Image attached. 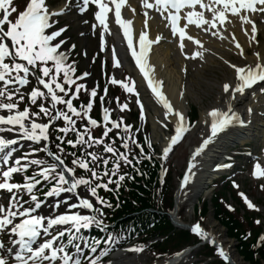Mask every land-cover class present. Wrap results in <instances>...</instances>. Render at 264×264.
Masks as SVG:
<instances>
[{
    "label": "snow or ice",
    "instance_id": "6c2138e0",
    "mask_svg": "<svg viewBox=\"0 0 264 264\" xmlns=\"http://www.w3.org/2000/svg\"><path fill=\"white\" fill-rule=\"evenodd\" d=\"M71 2L72 0H66L64 8L50 10L46 0H28L25 9L18 11L17 7L12 6L13 0H0V113H6L0 114V166H2L0 167V192L9 193L7 205L0 204V234L7 233L11 241V246H6L4 241L0 240V264H100L101 256L93 258L85 252V249L88 250V253H97V246L101 240L90 239L84 235L83 231L93 227L100 230L107 228L101 217L105 215L103 208H111L112 205L99 195V189L113 191L109 187L113 183L119 189L121 182L127 176L126 173L118 174L121 161L125 165L135 168L133 160L139 163L141 159H152L151 154H144L143 146L134 138L131 131L132 125L123 124L122 117L120 122L111 120V110L108 107L102 109L104 122L102 136L96 138L91 135L89 126L92 128L99 126L97 119L91 118L89 115L94 107V98L98 95L97 88L88 89L84 83H78L90 73L74 75L76 62L69 60V51L62 47L67 43L66 39H60L67 31V25L53 30V25L58 23L53 17L63 15ZM141 2L145 9V23L144 30L139 32L135 44L133 20L125 19L122 16V8L126 0H82L78 10L81 13L86 12L90 5L97 8L94 17L98 24L94 27H102V42H104L103 33L111 34L109 13H114L115 24L122 30L131 56L135 59L143 78L147 81L148 88L165 109V120L172 116L175 117L174 134L171 135L167 146L162 149L161 158L167 159L174 146L178 145L185 133L190 131L191 125L181 111L174 109L162 90L163 82L155 78L154 69L148 63V54L152 45L158 43L162 37L157 36L155 40L149 38L147 10L154 9L167 20L171 34L179 36V47L183 52L185 38L189 41L194 40L186 32L190 25L216 36L219 34L217 24L223 26L226 21L231 22L229 13L231 16L237 17L242 26H251L250 42L258 43L256 40L257 25L249 14L264 16V0H207V2L205 0H151V2L150 0H141ZM197 6L200 10H197ZM205 10L211 13V19L206 18ZM132 11L135 12V9ZM182 11L183 16L181 15ZM13 13H18L14 21L10 19ZM182 19L186 23L180 26ZM213 29L217 30L213 31ZM245 35H249L248 29H245ZM220 38L226 39L227 37L221 36ZM233 41L240 56L246 59L244 49L236 41L235 36H233ZM195 43L200 45L201 41L196 39ZM74 48L75 45H72V49ZM185 56L187 58V53ZM197 56L203 58V52L197 51L192 54L191 58L195 59ZM254 56L256 57L255 62L245 63L243 66L227 62L234 69V80L232 83L226 82L222 86V91L225 94V108H213L208 112V116L211 118L210 134L194 150L192 160H190L181 182V188L187 187L194 175L192 168L195 167L193 161L196 157L230 127L236 124L241 126L245 124V120L236 109L235 102L239 97H243L247 90L264 82V56H261L259 52L254 53ZM112 58L113 66L120 67L114 47L112 48ZM30 79H35L38 86L33 87L27 93V97L30 104L37 107V111H32L31 107L27 105L22 110L19 108L20 103L25 100V94L21 89L29 85ZM110 83L119 84L127 93L136 95V103L140 107L141 118H143L144 105L140 101L135 81L131 78L118 80L112 77ZM39 86H42V89ZM73 86H75L74 91ZM82 91L90 98L86 105L81 103L78 110L73 101L79 99ZM261 91L264 92V89ZM104 93L106 96L107 87L104 89ZM105 96H100L102 104ZM181 96H183L182 92ZM116 99L119 102V98ZM126 108H128L126 103L120 105L121 111ZM248 111L251 112V109ZM85 118H87V123L82 125L83 131H80L76 128V124L78 120L83 121ZM41 119H46L47 122H38ZM61 120L64 122L63 126H58V122ZM205 123L209 122L205 121ZM122 124L125 135L121 136L117 132L111 143H105L104 138H107L114 129H121ZM53 126L56 127L57 132L63 134L55 137V140L60 143L51 140L50 128ZM164 127H167L166 123ZM136 131L139 132L140 129L137 128ZM70 132L75 134V139H66ZM5 134H11V136ZM116 138L121 140V146L126 151L120 152L113 146ZM21 141L27 142L28 151L22 152L20 156H15L14 154L25 146L21 144ZM65 142L73 149L80 146L82 154L77 156L75 151L66 152L61 146ZM37 145L39 147H36ZM95 145H102L104 153L112 154L115 157L111 169L108 168L110 159L103 158L94 151H87L85 157L83 150L92 149ZM130 145L139 148L140 157L133 155L132 159L129 158L133 151ZM53 146L57 149L56 152L52 151ZM148 147H152L150 140ZM41 152L45 153L50 161L38 158V153ZM68 155L73 157L70 162L71 166L65 161ZM101 160L103 170L97 171L100 167L98 162ZM33 167L36 170L31 175H27L29 169ZM230 167L232 164L225 163L217 165L216 169ZM77 169L85 173L90 172V177L77 176ZM20 174H23L21 179L13 182L14 177ZM138 174L142 175V173ZM253 176L264 178V167L259 163L254 166ZM104 177H107V182H103ZM48 181L53 183L50 189L43 193L44 198L41 199L36 194L37 190ZM94 181L99 182L94 183ZM163 182V178H161V183ZM234 186L238 187L235 184ZM82 188L88 192L87 197L80 195ZM25 195L28 196V200L24 199ZM240 195L243 196L249 208H256L247 196L243 193ZM61 197L63 198L61 199ZM73 198H75V202H73ZM49 199L53 200L50 205L47 204ZM29 200L31 204H29ZM93 200H95V204ZM44 206L52 208L53 213L50 215L37 214ZM61 206H66L65 211L58 213ZM189 230L201 240L209 243L210 246H215L216 254L231 264L228 251L214 234L202 227L199 221L190 225ZM13 237L15 238L13 239ZM116 238L110 233L103 242L110 244ZM130 250L143 251L142 248ZM108 251L109 248H104L101 255H106Z\"/></svg>",
    "mask_w": 264,
    "mask_h": 264
},
{
    "label": "bare ground",
    "instance_id": "6f19581e",
    "mask_svg": "<svg viewBox=\"0 0 264 264\" xmlns=\"http://www.w3.org/2000/svg\"><path fill=\"white\" fill-rule=\"evenodd\" d=\"M141 3V11L143 12L145 9L143 8L141 0H139ZM151 2V1H150ZM66 3V0L63 1V4L59 7H56L55 9H61L64 7ZM82 3V0H76L74 2H71L69 4V9L65 12V17L68 18V20L71 22L73 26H76V28L79 29H89L90 25H87L86 18H83L82 16H79L78 12H74V8H77ZM126 3L128 5L126 6V12L129 15V18L133 20V35L135 38H138V34L140 31L143 30V25L145 23V18L140 15L137 12V8L135 7L136 3L135 0H126ZM54 9V10H55ZM135 9V12L132 10ZM149 13V19H148V25H150L149 32H154L155 34H159L162 36V39L157 43L156 47H154L151 50V53L148 54V63L153 67L154 69V75L157 80H160L163 82L162 90L169 99V101L172 103L174 109H177L181 111L184 116L187 119L188 112L186 111V94L188 92V87L190 86L191 82L198 83V79H200L204 72L206 71V68L212 67L214 63L216 64H225L228 65V73L224 72L223 76H226L224 80H220V78H217L218 82V91L213 96V101L211 105L204 108L203 111L200 114V121L204 124L205 121L210 122L211 118L208 116V112L213 108H225L224 103V96L225 94L222 91V86L224 83H232L234 80V69L229 66L230 62L232 64H236L237 66H243L245 63H253L255 62L256 57L254 56V53L259 52L261 56H264V35L263 40L261 41V46L257 47L250 42V25H243L241 24V21L234 16H231L229 13V22H225L223 26L217 24V28L219 29V34L216 36H213L211 32H206L203 29H198L194 25H190L186 32L188 35H191L194 40L189 41L187 38H185V48L183 52L181 51L179 47V36H173L171 34L170 27H166L165 19L160 16L159 13H157L154 9L147 10ZM253 20H255L257 28L261 30L262 33H264V16L257 15L259 22L256 21L255 16L249 14ZM208 19H211L208 18ZM143 23V25H142ZM93 25H97V22L94 21L92 23ZM185 23H182L184 25ZM99 27V26H98ZM207 27V26H205ZM245 29L249 30V35H245ZM217 29H213V31H216ZM101 31H103L101 27ZM94 34V31H93ZM167 36H171L172 39L166 40ZM221 36L227 37L226 39H221ZM233 36H235L236 41H238L241 46L244 49L245 57H241L239 54V50L235 47V42L233 41ZM198 39L201 41L200 45H197L195 43V40ZM80 43L84 45H88L87 39H80ZM103 45V44H101ZM93 46H95L93 44ZM118 49V54L121 56V59L125 66L127 68H131V64L129 62L130 58H125L124 51L122 48L116 46ZM156 49L154 52L153 50ZM251 50L250 52H248ZM201 51L203 52V58H200L199 56L196 57L197 62L193 63L195 59H190V61H187V58L185 56V53H187L188 56H192L193 53ZM230 54H236L239 56L240 60H232L230 57ZM187 56V57H188ZM137 80L140 82V86L144 84L148 90H151L147 86V81L143 78V75L135 72ZM212 84H208V86H211ZM181 92L183 93V96H181ZM260 97L259 94L255 93L252 94L251 91L247 90L245 95L243 97H239L238 101L235 102V106L237 111L240 113L242 117L244 115L246 116V119L251 115V112L248 111L250 102L252 100L257 99ZM155 100L157 98L155 97ZM159 103V101H158ZM161 104V103H160ZM162 105V104H161ZM163 106V105H162ZM152 109L155 111L154 107L152 106ZM175 120V117H172ZM251 119H254V117H251ZM153 122V117H152ZM206 124V123H205ZM207 125V124H206ZM243 128V127H242ZM241 125L236 124L232 127H230V131L232 134L227 135L225 138L221 139L219 141L220 145H227L229 141L233 138H235L237 135L247 137L250 134L249 130L242 129ZM156 129V127H155ZM242 129V130H241ZM154 130V129H153ZM155 132V131H154ZM227 133L224 134V136ZM232 135V136H231ZM230 136V137H228ZM161 141L163 145L166 147L169 142L168 135H161ZM193 150V148H191ZM215 151V150H214ZM213 155V154H208ZM198 162V160H197ZM201 166V165H200ZM205 168V167H204ZM204 168L202 166L198 169H202V172L200 174H196L193 176V180H196L195 188L196 191L202 189L204 191V195L208 193L207 187L204 186L206 179L208 177L207 172H205ZM221 231H215L213 234L218 238L219 242L222 241V239L227 242V240L224 238L223 233H220ZM221 238V239H220ZM231 243V242H230ZM110 249V248H109ZM182 256V255H180ZM186 256V255H185ZM185 256L180 257V262L182 261ZM231 256H233V261L231 264H245L242 263L238 256L231 253ZM179 256H177L178 258ZM110 264H137V261L134 258H127L126 257V250H120L113 254L111 257ZM177 258L167 261L165 264H170L176 261Z\"/></svg>",
    "mask_w": 264,
    "mask_h": 264
},
{
    "label": "rangeland",
    "instance_id": "374dc122",
    "mask_svg": "<svg viewBox=\"0 0 264 264\" xmlns=\"http://www.w3.org/2000/svg\"><path fill=\"white\" fill-rule=\"evenodd\" d=\"M62 0H51V4L53 6L55 5H59L61 4ZM19 0H13V5L15 7H18L19 5ZM13 17L16 18V13H13L10 17V19H12ZM85 18H88V16H84ZM263 35L264 33L261 32L259 38V41L263 40ZM69 37V39H71V44L68 47L69 48V53L71 55H77L78 59L80 58V50L79 47H83L86 46V48L88 49V59L82 60V64L83 67L87 66V63L89 62L90 66L92 65L90 63V61L92 62V57L95 56L94 51L96 50L95 46H93L91 43L96 44L97 43V38L95 36H91L90 33H88V35L83 36L84 38L87 39L88 45H84L82 43H80V39H84L82 37H77V32L74 29L73 26L69 27V30L67 31L66 37ZM66 39V38H65ZM264 41V40H263ZM262 44V43H261ZM260 44V46H261ZM72 45H75V48L72 49ZM106 53L105 52H101L100 54H97L95 56L97 62L94 63V65H92V71H93V77H97L98 71H100V67L102 66L103 61L105 60L106 63L104 65V71L106 74V77L110 76L111 74H117V79H121V80H125V78H135V76L133 74H130L125 68L123 69L121 68H115L112 67L111 65V60L109 59V57L105 56ZM231 58L234 59H238V56L234 55V54H230ZM80 60V59H79ZM72 61V60H70ZM95 62V61H94ZM197 60H194L193 63H196ZM88 64V65H89ZM96 69L98 71H96ZM229 69L226 65H222V64H216L214 63L212 65V67L206 68V71L204 72V75L198 79V83H193L191 82L190 86L188 87V92L186 94V109L187 110H192V108H195L196 111L198 112V114L190 121L191 122V129L188 132L186 139L182 142V144L177 147L174 151H172L171 153H169L168 158L164 159L162 162V167L163 170H167L166 175L169 178V185L175 187L177 185V174L183 170L184 166V162L186 159V154L189 150V146L192 145V143L199 137V135L201 133H203V124L200 121V114L203 111L204 108L208 107L209 105H211L212 101H213V96L216 94V92L218 91L219 87H218V82L216 81L217 78H220V80H224V78H226V76H223V73L226 72L228 73ZM101 74H103V72L100 71ZM103 85L106 83L105 81H100ZM208 84H212L211 86H208ZM115 86V85H114ZM114 86H109V90L110 92L115 95L114 99H111V96L109 95L108 97L105 98V102H111L112 106L111 108L114 109L115 107H118V122H120V118L122 117L124 119V121H126L128 124L132 125V130L139 128L140 131L138 132L139 135H142V131H141V127H142V120L140 118V115L138 113L135 112L134 110V105L132 102V99L130 97H128V94L126 95V92H124L123 90L120 91H116L114 88ZM122 87V86H121ZM118 88H120L118 86ZM101 95L100 92H98V95L96 97L97 101L99 99V96ZM116 98H119V102L117 101ZM127 104L128 108L124 109L123 111L120 110V105L121 104ZM151 105H153L151 102H149ZM98 104V103H97ZM95 108L100 112V108H99V104L95 106ZM260 108V107H258ZM262 109V108H260ZM263 110V109H262ZM150 112L153 114L152 116L155 117L154 112H152L150 110ZM0 114H6V113H0ZM129 115V116H128ZM148 119H149V123H148V127L147 131L149 133V131L151 132V135L153 136V140H152V146L153 149H155L158 153V146H159V142L161 139V135L162 131L157 129V123H151V119L149 118L148 115ZM156 127V129H155ZM154 129V130H153ZM155 131V132H154ZM254 132V131H253ZM262 138H259L258 136L254 137V140L252 139L251 141H253L251 143V147L256 149L260 143ZM237 175H239V179H236L237 181V185L239 186V189L241 190H248L250 195L252 196V200L256 206V213H252L250 214L252 217H254V219L259 218L260 219V234L264 233V187H262L263 185H260V183H256L253 180H249V176L248 174L245 173V171H241L239 173H237ZM224 180V179H220L219 181ZM216 182L213 184H210V188H212L211 190V194L207 195V197L204 195V193L199 194V192L197 193L196 197H194V191H195V187H193V189L188 193L184 194L182 197L183 199H185V202L182 200V203H185L183 206L182 204L179 207V212H178V216L179 218L183 221V222H191V221H195L197 219H199L200 221H203L205 223V225L210 226V227H215V229L217 231H221V233H223L224 238L225 235L227 234V231L225 230L224 227H222L220 224H218V222L216 220L213 219V209L212 207V203H211V196L213 194V190H214V186H215ZM225 188H220L218 190V188H216L214 190V192H216V198L219 200L220 203L223 204V198L222 195L224 194V200L227 203H232L236 208L238 207V204L236 203V201L231 197V195L227 194L226 192H231L233 195L236 196V192L234 189H229L228 185L224 186ZM218 191V192H217ZM193 194V195H192ZM196 198L198 200H196ZM226 198V199H225ZM201 200V201H200ZM197 201H199V205L198 207H203L204 204H207V208L208 211L206 214L202 215L198 212L197 210V206L195 209L192 210V204H196ZM203 205V206H202ZM248 214V213H246ZM238 218L242 220L244 226H246L247 224V219L243 218V211H241L240 213L237 214ZM253 219V221H254ZM259 221V220H258ZM231 243H233L232 246V251L234 252V254L236 256L239 257V259L241 260L242 263L248 264L244 259H242V257L238 254V252L236 251V242L235 240L231 239ZM196 248V246H194ZM208 249L206 248L205 250L202 249H198V252L195 251H190L189 253H187V257L185 258L186 262L185 264H188V262H193V264H196L199 260L204 261V259L207 261V257H205V255L201 254L203 251H207ZM172 255H162V256H158L156 254V251H154V253H152L151 251H149L146 247L145 249L143 248V251H138L136 253H133V255L131 257H136V261L138 262V264H155V261L157 260L158 262H166V260L168 259V257H170ZM165 260V261H164ZM250 264V263H249ZM261 264H264V261L261 262Z\"/></svg>",
    "mask_w": 264,
    "mask_h": 264
},
{
    "label": "trees",
    "instance_id": "16d2710c",
    "mask_svg": "<svg viewBox=\"0 0 264 264\" xmlns=\"http://www.w3.org/2000/svg\"><path fill=\"white\" fill-rule=\"evenodd\" d=\"M141 167L146 170L143 177H139L135 172L132 179L128 177L125 179L127 190L122 187L121 192L118 194L119 203L117 210L114 211L115 216L121 217L125 221H130L133 218L134 223L141 224L144 229L148 226V230H146L148 235L159 234L164 236L163 242L154 244L159 250L176 249L191 242L190 233L187 230L174 229L167 215L161 216L155 212H150L156 207L171 206V189L169 179H166L162 186L159 184L157 168L154 164L151 165L143 161ZM212 198L214 218L225 227L229 236H234L238 241V252H240L245 261L251 264H261V261H264V242L256 245L254 239L247 240V237H241L245 231L242 228V221L236 217V213L226 209L218 201L215 194ZM113 199L115 198L113 197ZM206 208L207 205L204 204V212L208 211ZM151 223H154L152 227H150ZM249 224L251 227V221H249ZM255 233H257L256 230ZM207 254L210 255L211 253ZM210 264L223 263L215 260L210 262Z\"/></svg>",
    "mask_w": 264,
    "mask_h": 264
},
{
    "label": "water",
    "instance_id": "95a60500",
    "mask_svg": "<svg viewBox=\"0 0 264 264\" xmlns=\"http://www.w3.org/2000/svg\"><path fill=\"white\" fill-rule=\"evenodd\" d=\"M179 225H181V226H184L183 224H180V223H178Z\"/></svg>",
    "mask_w": 264,
    "mask_h": 264
}]
</instances>
